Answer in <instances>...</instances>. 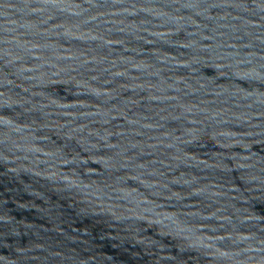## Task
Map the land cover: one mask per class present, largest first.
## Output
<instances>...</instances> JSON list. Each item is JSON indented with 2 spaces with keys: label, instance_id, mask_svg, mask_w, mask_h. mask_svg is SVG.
<instances>
[{
  "label": "water",
  "instance_id": "95a60500",
  "mask_svg": "<svg viewBox=\"0 0 264 264\" xmlns=\"http://www.w3.org/2000/svg\"><path fill=\"white\" fill-rule=\"evenodd\" d=\"M0 264H264V0H0Z\"/></svg>",
  "mask_w": 264,
  "mask_h": 264
}]
</instances>
